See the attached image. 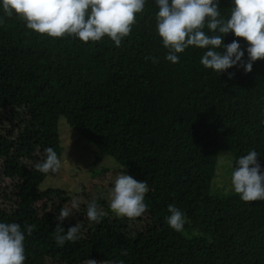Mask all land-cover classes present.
<instances>
[{"label":"trees","instance_id":"obj_1","mask_svg":"<svg viewBox=\"0 0 264 264\" xmlns=\"http://www.w3.org/2000/svg\"><path fill=\"white\" fill-rule=\"evenodd\" d=\"M230 7L220 0L225 17ZM156 11L148 0L116 47L107 37L41 36L0 10V221L25 231V264H264V201L243 202L230 179H216L223 157L234 162L250 150L264 171V60L250 73L234 67L219 76L200 64L203 50L189 47L172 64ZM62 119L146 181L141 216L114 215L103 196L40 188L51 174L35 167L45 149L63 154ZM93 200L104 213L98 222L86 214ZM169 204L186 214L181 232L167 224ZM64 209L60 226L81 231L61 247L53 233Z\"/></svg>","mask_w":264,"mask_h":264},{"label":"clouds","instance_id":"obj_2","mask_svg":"<svg viewBox=\"0 0 264 264\" xmlns=\"http://www.w3.org/2000/svg\"><path fill=\"white\" fill-rule=\"evenodd\" d=\"M148 0H0V10L11 17L14 14L25 22L28 30L49 38L65 36L77 38L83 43L99 42L109 38L116 47L121 46L136 23L137 15L145 9ZM156 33L167 49L165 60L176 64L180 54L189 47L203 50L200 64L207 70L224 74L234 67L252 72L253 63L264 60V0H231L225 17L219 9L220 0H153ZM233 34L247 42L242 48L240 39L225 44V37ZM245 54L247 59L245 60ZM231 78L233 73H228ZM264 124V120H261ZM261 154L250 150L234 162L230 186L243 202L264 201V171L258 162ZM221 163H224L222 160ZM63 161L52 148L45 149L44 159L36 164L40 173H57ZM149 191L146 181H138L125 174L116 175L110 187L109 208L117 216L134 218L146 210L145 195ZM79 197L71 201V208L80 206ZM168 226L181 232L186 224V214L174 204L167 208ZM87 218L98 222L103 212L95 200L86 207ZM64 209L55 217L58 226L53 233L58 246L77 240L81 227L78 223L67 231L60 225L69 217ZM34 226L27 227V234ZM26 234L15 222L0 221V264H25ZM86 264H97L88 259ZM110 264H123L112 261Z\"/></svg>","mask_w":264,"mask_h":264},{"label":"rangeland","instance_id":"obj_3","mask_svg":"<svg viewBox=\"0 0 264 264\" xmlns=\"http://www.w3.org/2000/svg\"><path fill=\"white\" fill-rule=\"evenodd\" d=\"M62 120L63 154L60 159L63 161V166L59 172L51 173L40 188L42 190L63 189L76 195L86 194L87 198L98 199L97 197L103 196L109 205L110 187L116 175L124 173L123 169L113 159L102 157L99 149L72 129L65 119ZM222 160L224 163H221ZM229 160L223 157L219 164L218 178L216 179L222 183V186L227 179H230L227 177L230 168L227 163ZM114 215L116 214L114 213Z\"/></svg>","mask_w":264,"mask_h":264}]
</instances>
